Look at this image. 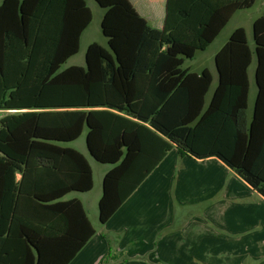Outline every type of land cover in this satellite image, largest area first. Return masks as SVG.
I'll list each match as a JSON object with an SVG mask.
<instances>
[{"label": "trees", "instance_id": "trees-1", "mask_svg": "<svg viewBox=\"0 0 264 264\" xmlns=\"http://www.w3.org/2000/svg\"><path fill=\"white\" fill-rule=\"evenodd\" d=\"M58 1L73 11L77 27L75 51L60 57L48 49L47 36L26 29L35 0H5L0 7V16L20 12L23 27L0 33V112H10L0 120V264H69L96 234L79 201H61L94 188L86 157L59 145L85 131L90 155L114 166L103 181L102 224L173 146L182 156L219 159L264 197V14L254 23L259 96L251 124L254 52L244 28L215 57L219 84L209 106L212 73L184 69L257 0H167L162 30L131 0H95L105 10L101 28L109 49L93 43L85 67L64 70L93 14L85 0L41 4ZM71 208L80 210L89 234L51 217Z\"/></svg>", "mask_w": 264, "mask_h": 264}, {"label": "crops", "instance_id": "crops-1", "mask_svg": "<svg viewBox=\"0 0 264 264\" xmlns=\"http://www.w3.org/2000/svg\"><path fill=\"white\" fill-rule=\"evenodd\" d=\"M4 1L0 0V7ZM85 1L92 11L93 21L81 34L78 54L67 59L62 65L63 70L81 67L76 64V57L82 51L85 52L86 66V52L96 42L91 37V29L95 22L92 4L97 2ZM131 2L153 28H164L167 0ZM35 3L27 20V31L47 36L48 49L57 57L74 52L77 27L73 11L60 1L51 6L47 2L41 4V0H35ZM46 8L49 11L45 13ZM104 14L105 10L100 18L101 24ZM20 21V12L1 14V35L5 36L6 32H13L16 28L22 31ZM255 21L251 36L246 30L248 43L254 52L249 68V124L254 119L259 96ZM206 69L214 79L206 97L209 106L219 84L216 62L215 71L207 67L195 72L191 68L186 70L201 75ZM82 137H85L84 144L89 152L87 131ZM82 137L73 143L79 144ZM71 148L81 152L89 161L94 173V188L86 193H70L61 201H79L96 234L69 264H264V197L219 159L200 160L182 156L173 146L115 215L102 224L99 202L103 195V181L114 166L110 165L101 175H96L85 151ZM99 185L101 193L93 194ZM51 217L64 218L62 225L70 231L81 232L82 236L86 232L89 234V225L81 219L78 209L62 210ZM68 238L73 239L71 236Z\"/></svg>", "mask_w": 264, "mask_h": 264}, {"label": "rangeland", "instance_id": "rangeland-1", "mask_svg": "<svg viewBox=\"0 0 264 264\" xmlns=\"http://www.w3.org/2000/svg\"><path fill=\"white\" fill-rule=\"evenodd\" d=\"M90 3H92L91 0ZM94 10V16H95V22L92 26V39L93 41H96L95 43H98L105 47L106 49H109L108 46V39L103 35L102 29H101V22L100 18L103 14V9L98 5H93ZM264 13V0H257L254 7L248 10L240 11L234 15L232 20L229 22V24L226 26V28L223 30L221 35L217 38V40L207 49L205 52H199L196 57L193 60H186V63L184 65V69L191 68V71H201L203 67H207L211 70L215 71V56L220 51V49L230 40L232 34L239 28H244L248 31L249 35L252 34V27L253 22L258 19L261 15ZM82 60V61H81ZM81 61V62H80ZM80 62V63H79ZM76 64L82 65L81 67H85V52L82 51L78 57H76ZM215 85V84H214ZM7 113L10 112H0V120L2 117H4ZM85 137H82L79 144L76 143H61L59 145L64 147H75L77 149H80L81 151H85L87 156L89 157L94 170L96 172V175H101L105 169H108L110 165L102 164L96 161L89 152L86 150L85 144H84ZM101 193V187H97V189L94 191L93 194Z\"/></svg>", "mask_w": 264, "mask_h": 264}]
</instances>
